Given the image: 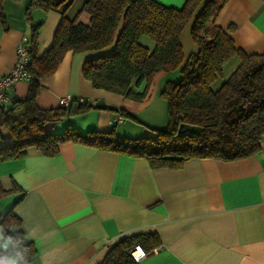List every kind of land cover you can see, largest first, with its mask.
<instances>
[{"label":"crops","instance_id":"0c3cea01","mask_svg":"<svg viewBox=\"0 0 264 264\" xmlns=\"http://www.w3.org/2000/svg\"><path fill=\"white\" fill-rule=\"evenodd\" d=\"M83 1L71 0L67 14L76 22L89 23V14L78 12ZM155 1L175 7L184 2ZM29 2L1 0L5 26L0 23V76L13 66L17 44L28 40L25 10ZM31 16L34 23H41L37 52L42 54L51 45L61 14L38 7ZM215 23L222 28L232 26L229 34L245 52L264 51V0H226ZM190 25L179 36L184 57L196 50ZM140 41L153 47L147 36ZM113 44L67 50L55 70L38 80L37 105L56 108L60 98L69 96L122 108L141 123L117 122L119 136H140L149 132L147 126H164L167 105L159 93L169 73L156 72L141 100L94 87L83 77V62L109 53ZM239 63L237 55L228 59L211 89H218ZM28 87L29 80L21 79L7 94L10 99H22ZM143 87L141 82L135 89ZM69 104L70 100L65 105ZM115 114L108 108H91L46 122L45 128L104 131L115 123ZM10 138L9 129L0 128V145ZM259 144V150L247 157L191 158L177 169L152 168L144 157L72 141L60 144L52 156L29 147L21 158L0 161V188L7 190L0 197V212L12 207L19 217L35 247L33 264H95L120 237L145 232L157 233L160 245L138 264H264V134ZM14 185L18 190H12Z\"/></svg>","mask_w":264,"mask_h":264},{"label":"trees","instance_id":"16d2710c","mask_svg":"<svg viewBox=\"0 0 264 264\" xmlns=\"http://www.w3.org/2000/svg\"><path fill=\"white\" fill-rule=\"evenodd\" d=\"M71 0H30L25 10L29 37V87L22 99H10L0 105V128L6 127L11 138L0 145V161L25 156L34 147L44 155H55L59 145L78 142L99 150L127 156L144 157L152 168L177 169L191 158L234 160L250 156L260 148L264 134V51L247 53L235 46L229 32L215 18L226 0H184L180 7L155 0H84L78 12L89 14V23L69 18ZM57 9L61 14L50 47L37 52L40 22L32 20L34 8ZM191 22L190 37L196 50L186 57L179 41L183 27ZM0 23L5 26L1 9ZM119 28V30H118ZM153 41L150 49L140 38ZM112 50L83 62L82 75L97 88L141 100L154 74L165 71L171 76L159 95L166 101L167 122L162 127H148L140 136H119L116 123L107 130L80 132L72 126L56 132L45 128L46 122L83 113L91 108H108L121 120L141 123L122 108L91 103L72 97L69 105L43 109L37 105L39 79L51 74L67 50L101 49L113 43ZM237 55L240 63L212 90L210 84L221 76L222 65ZM144 82L141 91L135 86ZM12 190H18L14 185ZM11 190V191H12ZM10 191V190H8ZM7 190L0 188V197ZM21 195L13 204L20 200ZM0 226L5 234L23 241L28 264L35 255L32 240L21 227L19 217L9 207L0 212ZM139 244L145 252L160 245L155 232L133 233L108 246L95 264H138L130 249ZM15 249L10 246L9 253Z\"/></svg>","mask_w":264,"mask_h":264},{"label":"built area","instance_id":"2783aa9c","mask_svg":"<svg viewBox=\"0 0 264 264\" xmlns=\"http://www.w3.org/2000/svg\"><path fill=\"white\" fill-rule=\"evenodd\" d=\"M16 57L15 62L11 69L0 76V105L6 103L9 100L7 91L19 80L28 79L30 77L29 73L25 70L29 55L27 49V43L21 40L15 49ZM72 97L66 96L59 99L60 105H65ZM80 102H84V98L79 97ZM115 122H120L121 118L118 114L114 116ZM4 254V250L0 249V255ZM130 254L135 261H140L147 254L139 244H135L130 249Z\"/></svg>","mask_w":264,"mask_h":264},{"label":"clouds","instance_id":"9594fccd","mask_svg":"<svg viewBox=\"0 0 264 264\" xmlns=\"http://www.w3.org/2000/svg\"><path fill=\"white\" fill-rule=\"evenodd\" d=\"M22 244V240L6 235L0 226V249L4 250V254L0 255V264H28L24 251L19 250ZM10 246L15 249L12 253L8 252Z\"/></svg>","mask_w":264,"mask_h":264},{"label":"rangeland","instance_id":"374dc122","mask_svg":"<svg viewBox=\"0 0 264 264\" xmlns=\"http://www.w3.org/2000/svg\"><path fill=\"white\" fill-rule=\"evenodd\" d=\"M141 126H139V128H140ZM140 129H143V127H141ZM147 132H148V130H147Z\"/></svg>","mask_w":264,"mask_h":264}]
</instances>
